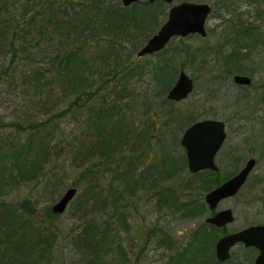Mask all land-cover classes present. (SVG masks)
<instances>
[{
    "label": "trees",
    "instance_id": "1",
    "mask_svg": "<svg viewBox=\"0 0 264 264\" xmlns=\"http://www.w3.org/2000/svg\"><path fill=\"white\" fill-rule=\"evenodd\" d=\"M248 1L264 5V0ZM221 3L224 7L225 0ZM163 4L0 0V87L8 86L22 99L16 119L0 120V264H55L54 222L59 213L52 212L47 202L60 196L56 190L63 176L53 171L56 166H63L64 175L75 173L71 184L75 191L82 188L70 199L74 211L105 216L100 222L83 218L70 230L68 243L79 264H131L117 235L130 228L134 201L149 203L158 213L144 241L151 239L166 251L160 264L231 262L233 253L224 261L214 254L223 227L203 218L174 239L169 226L170 220L208 215L203 195L222 177L210 170L189 172L183 152H174L182 132L178 136L173 102L165 94L178 73L175 37L160 51L130 60L162 23ZM232 24L233 30L215 50L205 45L189 52L182 49V57L192 61L216 53L228 73H247L242 60L262 43L264 33L238 20ZM226 43L233 47L224 53ZM146 75L149 91L138 93L136 82ZM131 103L144 116L140 123L128 120ZM83 109L85 116L75 118L79 131L73 127L62 147L65 139L56 120ZM186 120L185 127L197 118ZM24 184L37 193L9 198L10 191ZM243 250L244 264H253L254 249Z\"/></svg>",
    "mask_w": 264,
    "mask_h": 264
},
{
    "label": "rangeland",
    "instance_id": "2",
    "mask_svg": "<svg viewBox=\"0 0 264 264\" xmlns=\"http://www.w3.org/2000/svg\"><path fill=\"white\" fill-rule=\"evenodd\" d=\"M179 1L172 0L171 3H178ZM203 1L211 5V11L204 23L205 35L203 37L197 34H192L189 37H175L172 42L180 51L179 57H176V70L179 71L181 69L187 73L193 80V89L184 99L173 100L171 106L174 110L173 114L177 117L176 128L179 129L176 130L178 136H180V133L187 125V117L197 119L211 117L220 119L225 123L226 138L216 154L215 160L217 167H219L218 177L223 178L231 175V173L242 167L243 162L247 158L254 157L257 159L254 169L249 173L242 189L232 195V197L223 198L215 207L216 210L223 207H229L233 210V221L225 226L226 231H233L249 224L264 222V37L262 38V43H259L255 50H252L242 60V66L248 71H246L247 73L243 71L239 73L246 74L251 78L248 86L235 85L232 82L231 75L233 73H228L225 66L221 65L222 61L217 57L216 53H211L207 56L205 54L199 55L191 61L189 57H182L184 53L182 52V54L181 51L182 49H187L188 52L193 51L194 48L204 47V45L209 46L210 51L215 50L217 48L216 44L221 43L229 35V31L233 30L232 23H235L236 20L244 25L248 24L258 27L264 33V5L258 7L253 4H247L248 0H225V6L221 7V0ZM163 5L165 9L163 15H165L169 5L166 3ZM164 18L161 20L163 21ZM228 43L223 46L224 53L230 51L233 47L232 43ZM136 58L141 59L143 57H136L134 52L130 60L135 61ZM147 79L146 75L139 82H136L139 88L138 93L146 94L145 91H149L145 87ZM20 104H22L21 96L12 92L11 88L8 89V86L3 85L2 88L0 87V120L2 122L10 123V120L16 119L20 112ZM139 110L138 105L130 104L126 113L129 122H141L144 116L140 115ZM84 116V109L81 111L75 110L56 120L57 127L65 139V141L60 143L62 147L63 144L66 145V139L69 140L70 136L67 133L76 126V119L80 120ZM9 129L11 130L12 127ZM78 131L79 129H75V132ZM174 152L181 154L183 149L176 145ZM232 156L234 159L231 158ZM60 168L62 169L60 170ZM62 170L63 166L53 168V171L63 176L61 185L56 190L59 194L68 186H72L71 183L76 177L75 173L70 172L64 175ZM105 176L108 177L106 173L104 174ZM104 177L101 178L102 181ZM98 179L100 180V177ZM81 189L79 188L75 191V198ZM35 193L37 191L34 192L29 184H24L19 185L18 188L13 189L8 194H10L9 198L18 199L24 197V195H34ZM56 200L57 198L55 197L47 204L50 205ZM134 203L136 208L134 207L133 209L136 210L133 216L129 217L128 225L130 228L127 231L124 230V232L119 230L117 237L121 245L125 247L131 264H160L166 255V251L160 247L156 248L154 241L151 239L147 243L144 241H147V230L154 225L153 223L157 220L158 213L154 212V208L149 203L145 205L139 201H134ZM129 211L131 214V209ZM87 213L74 211L70 200L64 211L58 214V218L54 222V228H56L58 234L53 246V261L55 264H63L65 262L68 264H79L78 255L74 250L70 249L71 246L68 243L70 230L72 228L74 230L83 218L93 217L97 222L105 218L103 212L91 211V214ZM109 213L110 211H108ZM206 215L207 212L199 218L188 221L181 219L171 221L169 217L166 220L160 218L157 222L162 223L170 220V229H172L174 239H177V237L181 238L180 235H185ZM116 226L114 222L113 227ZM142 248H144L143 251L141 250ZM140 250L141 252L138 253ZM243 252L244 250L240 245H235L231 251L233 253L231 262L229 261L225 264H244V259L246 258Z\"/></svg>",
    "mask_w": 264,
    "mask_h": 264
},
{
    "label": "water",
    "instance_id": "3",
    "mask_svg": "<svg viewBox=\"0 0 264 264\" xmlns=\"http://www.w3.org/2000/svg\"><path fill=\"white\" fill-rule=\"evenodd\" d=\"M158 1V0H145ZM169 5L165 19L159 28L146 38L135 52V56L149 55L160 51L172 37H183L195 33L199 36L205 34V19L210 11L209 3L202 1H185L171 3L172 0H160ZM136 0H120L125 6ZM231 79L234 83L249 84L250 78L243 74H234ZM193 80L184 70H179L174 82L166 90L165 97L171 101L184 99L192 92ZM225 138L224 123L220 119H198L190 123L181 133L179 144L184 149L186 168L190 172L200 169L217 170L214 164V154L221 146ZM254 159L248 158L242 167L219 185L210 188L203 195V200L209 210L215 208L222 198L232 196L240 188L246 179V175L253 168ZM75 188L68 186L54 201L50 207L52 212L61 213L66 208L68 201L74 196ZM204 221L216 227H222L232 222V210L228 207L217 210L211 215L205 216ZM241 242L244 246H252L257 251L253 264H264V225H248L240 230L223 234L215 240L214 254L218 261H224L229 257V250L235 243Z\"/></svg>",
    "mask_w": 264,
    "mask_h": 264
},
{
    "label": "flooded vegetation",
    "instance_id": "4",
    "mask_svg": "<svg viewBox=\"0 0 264 264\" xmlns=\"http://www.w3.org/2000/svg\"><path fill=\"white\" fill-rule=\"evenodd\" d=\"M206 2V1H205ZM209 5H210V3H209ZM210 11H211V5H210ZM209 11V12H210ZM208 15H209V13H208ZM208 15H207V17H208ZM207 17H206V19H207ZM205 19V20H206ZM205 23V22H204ZM205 33H206V30H205ZM192 34H195V33H192ZM192 34H188V35H192ZM205 35V34H204ZM185 36H187V35H185ZM185 36H183V37H185ZM179 38V37H178ZM234 74H243V73H239V72H237V73H233L232 75H231V77L234 75ZM243 75H246V74H243ZM247 76V75H246ZM248 77V76H247ZM248 78H250V77H248ZM192 80V79H191ZM250 81H251V78H250ZM232 82H233V80H232ZM234 83V82H233ZM250 83V82H249ZM235 85H238V84H241V83H238V84H236V83H234ZM241 85H243V86H248L249 84H241ZM207 118H211V117H207ZM207 118H199V119H207ZM212 119H215V118H212ZM198 120V119H197ZM218 120V119H217ZM222 121V120H221ZM223 122V121H222ZM224 133H225V123H224ZM225 138H226V133H225ZM225 138H224V140H225ZM224 140L222 141V143L224 142ZM220 144L221 146L219 147V149L222 147V145L223 144ZM180 145V144H179ZM182 147V146H181ZM183 149V148H182ZM219 149L216 151V153L214 154V164H215V166L217 167V165H216V162H215V160H216V154L218 153V151H219ZM183 154H184V149H183ZM232 159H234V157L232 156L231 157ZM251 158V157H250ZM248 159V158H247ZM246 159V160H247ZM253 159H254V163H253V165L256 163V161H257V159L256 158H254L253 157ZM185 161H186V158H185ZM255 166V165H254ZM254 166H253V168L249 171V173L250 172H252L253 171V169H254ZM185 168H186V166H185ZM241 168V167H240ZM239 168V169H240ZM238 169V170H239ZM187 170H188V168H187ZM200 170H207V171H212L213 173H216V175H218V170H219V167H217V170H212V169H200ZM237 170V171H238ZM189 171V170H188ZM237 171H235V172H237ZM190 172V171H189ZM196 172H198V171H196ZM235 172H233V173H235ZM233 173H231V175L233 174ZM249 173L246 175L247 177H246V179H245V181L242 183V185L240 186V188L237 190V192H235L234 194H232V195H235L236 193H238L241 189H242V186L244 185V183L246 182V180L248 179V175H249ZM231 175H228V176H226V177H224V178H222L221 180H220V182H222V181H224L225 179H227V178H229ZM220 182L219 183H217V184H214V185H212L210 188H212V187H214V186H217V185H219L220 184ZM208 192V191H207ZM206 193V192H205ZM204 193V194H205ZM228 197H232V196H228ZM225 198H227V197H225ZM223 199V198H222ZM221 199V200H222ZM220 202V201H219ZM218 202V203H219ZM217 203V204H218ZM207 207V206H206ZM216 207V206H215ZM223 208H225V207H223ZM229 208V207H228ZM230 209V208H229ZM207 210L208 211H210V213L208 214V215H211V213H213V212H215V211H217L215 208H213V209H211V210H209L208 208H207ZM218 210H220V209H218ZM230 210H232V209H230ZM207 215V216H208ZM232 221H233V210H232ZM255 224H262V225H264V222H256ZM255 224H249V225H255ZM227 224H225V225H223L222 227H223V229H224V231H223V234H226V233H231V232H233V231H235V230H233V231H226L225 230V226H226ZM246 226H248V225H246ZM222 227H219V228H222ZM245 227V226H244ZM243 227V228H244ZM240 229H242V228H240ZM240 229H237V230H240ZM223 234L221 235V236H223ZM221 236H219V237H221ZM218 237V238H219ZM235 245H240L242 248H245V247H248V248H253L254 249V251L256 252L257 250L254 248V247H252V246H244L241 242H237V243H235L234 244V246ZM234 246H232L231 248H230V250H229V253L231 254V251H232V249H233V247ZM230 254H229V256H230ZM256 254H257V252H256ZM256 254H255V256H256ZM229 258V257H228ZM227 258V259H228ZM254 259V258H253ZM226 260V259H225ZM253 262V261H252Z\"/></svg>",
    "mask_w": 264,
    "mask_h": 264
}]
</instances>
